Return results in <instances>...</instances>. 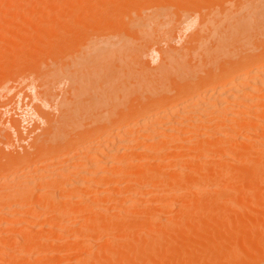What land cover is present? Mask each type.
<instances>
[{
  "label": "rangeland",
  "instance_id": "1",
  "mask_svg": "<svg viewBox=\"0 0 264 264\" xmlns=\"http://www.w3.org/2000/svg\"><path fill=\"white\" fill-rule=\"evenodd\" d=\"M108 1H110V2H108ZM118 1L119 0H62V1L61 0H39V1H37V0H0V11H1L0 12V168H1L0 169V186H2V187H0V188H2V191L0 189L1 192H3L4 188H6L5 191H9L8 188L11 189V187L14 186V184H17L18 182L20 183L19 180H22V182H23V181H26L27 179L30 180L31 177H32L31 179L35 178V176L37 177L44 170V169H41L40 166L42 167V165H44L46 163L52 164V166L49 168L50 170L48 169L51 173H52V171L57 172V170L59 172V170L61 168L63 169V170H60V171H62V173H63V171H65L64 173H66V172L69 173L70 170L73 168L72 167L70 169L72 163L75 161L74 159L76 158V161H79L78 157H76L75 154H77L79 151L78 146H80L81 144H83L85 142V139L87 138L86 135L89 134V133H87L88 131H90V130L95 131V129H96V131L102 130L100 128H105V126L107 124H109L112 116H113V118L114 117L115 118L122 117L125 113H126L125 115H127V112L129 110L132 111L131 113H133V110H136L137 107L141 106V104L139 102H142L143 100H145L144 98H146L147 96L148 97L146 98V100L143 101L142 103L146 102L149 98H150L149 101H151L152 97H154V98L160 97L161 98L162 95L163 96L166 95L164 97H167V98L168 97L171 98L172 95L184 98L188 94H192V93L196 92L197 90H199L201 87L198 84V81L202 80V78H204V76L207 75L208 71L213 72V70H214L215 72H217V71L219 72V70H222L226 66L228 60L230 59V57L228 56V49H225V50L219 49L217 44H216V40L215 41L211 40V36H208L210 33L208 31H207L208 34H207V32H202L200 30L201 27H203V26L205 27L207 24L212 26L213 21H214L213 20L214 16L221 15V12L224 11L223 7L227 6L226 8H230V10H235L236 7L240 3H242L246 0H216V1L215 0H209V1H207V0H197V1L194 0L196 2H194L193 0H189L192 4L187 2L188 0H186V1L178 0L180 2L179 4L177 3L178 1H176V0H167L168 1V2L166 1L167 3L164 1L161 3L164 7L160 8L161 11L157 14L155 12L151 11L149 8H146L147 10L142 9V11H141V9H138V11L136 10L137 11V13H136L135 9H133V7H132L131 9L133 10L134 14H133L131 9H130V12H127V11H129V9H127L126 13L124 12L122 14H119L121 16L119 18H121V19L123 18L122 21H124L126 23L129 20V18H131V16H132V22H135V21H133V19H135L133 17H135L136 15H137L136 16L137 20L135 19L136 21H138L139 19L142 18L144 20L147 19L148 22L153 20V16H156L158 19V23L156 22L157 24L149 26L150 38H152L151 41L148 42L149 45L147 43L144 44L141 40L135 41L133 46L135 48H137V50L135 49L134 52L138 51V53L140 55V57H138L139 60L137 61V59H136L134 62H132L130 64L131 66L130 65L124 66V63L121 60L120 64H123L121 67H117L118 65L115 62V58L117 55H115V53L112 52V49L114 48L112 44L114 42L118 41V38H114V34L115 33L116 34L121 33V32L124 33V31H122V30H123V28H126V27L122 28L123 22H122V24H120L121 22L117 23L120 25V26L118 25L119 28H117L116 25H113V27H112V25L109 24V22H108L109 21L108 20V17H109L108 16L109 15L108 10L112 5H114V4H112L113 2L115 4H117ZM172 1L174 2V5L177 3L180 6V8H178V6H176L177 4L175 6H173ZM227 1H228V3H226ZM260 1L261 0H254V7L256 5H258V3H260ZM93 2H94V4H93ZM119 2H121V1H119ZM169 2H170V4H169ZM165 3H166V5H165ZM181 3H184L183 6L185 7V9H184V7L181 8V6H182V5H180ZM103 4H105L104 7L107 8L108 10H105V8H102ZM109 4H111V5H109ZM132 4H134V2H132ZM90 5H91V7H90ZM186 5H188V7ZM108 6H110V7L108 8ZM40 8H41V10H40ZM180 9H181V11H180ZM109 11H112V10H109ZM113 12H115V10ZM98 13H100V14H98ZM131 13H132V15H130ZM123 14H127V16L125 15L126 18L129 17V15H130L128 20L125 18V16H122ZM139 14H141V15H139ZM257 14H258V20L254 19V56L260 55L262 53V50L264 49V48L262 49V47H264V15L262 14V11H259ZM139 16H141V18ZM124 18L127 21H125ZM49 20H51V21H49ZM106 21H107V23H106ZM130 21H131V19L128 22H130ZM132 22H130L131 25L133 24ZM51 24L53 25L52 27H51ZM125 25L127 26V24H125ZM114 28H117L118 32ZM127 28H128V26H127ZM127 28H126V30L128 31L129 28L128 29ZM126 30H125V32L127 33ZM128 32H130V29ZM130 33H133L132 30ZM171 33H173V34H171ZM211 41L215 42V44L214 43L211 44ZM200 44H202V46ZM145 45H147L149 47H143ZM199 45L201 46V48ZM140 46L144 49L143 51L140 50V48H141ZM159 48H162L161 49L162 51H160ZM163 51H164V53H170L169 51H171V52L173 51L175 53L174 56L172 55V53H170V55L174 57V59L172 57L173 60L170 62V65L176 64L179 62H181L185 65V66H183L184 72L185 71H188V72L186 74L182 75V79L181 78L179 79V77H177L173 74H170L168 72V70L165 69L167 67H164L165 70L163 69V67L161 66V65L165 66V64L163 63L165 61H161V59L164 60V58L162 57ZM178 51H180V52H178ZM17 52H19L20 54H18ZM160 52L162 54H160ZM3 53H4V55H3ZM5 53H6V55H5ZM177 54H180V55H178L179 57L176 56ZM21 55H22V58H21ZM139 55L137 54L136 56H139ZM16 56H18V57H16ZM19 60H20V62H19ZM144 60L146 61V63H149L148 66H150V68H151L150 70H152V71L149 70L150 72H148L147 69H149V67L146 65L145 62H143ZM22 61H23V63H22ZM144 63H145V65H144ZM140 64H143V65H140ZM160 66H161V68H159ZM141 67L143 68V70H144V68H147L144 70V73H145V71H147L148 73L147 74L145 73L146 76H143V77H145L146 82L149 83V85H147L148 87H146V84H148V83H146L145 81H144L145 85L142 84V86H141V84H139V83H138L139 84L138 85L137 80H139V79L137 76H136L137 79L135 80L134 72L139 71V72H136V75L139 76L140 70H142ZM157 72H159V73H157ZM132 73L134 74V77L130 76V75H132ZM112 80H114V84H115L116 88L115 87L112 88V85H111ZM132 80L135 82H134V86L132 85V88H131L130 85H131ZM136 84L139 86V90H136V89H138L137 88L138 86H136ZM184 84H186V86H184ZM81 85H83L84 87L82 88ZM182 85L184 86V88L181 89V87H183ZM135 86H136V88H135ZM140 86L143 87V89L145 88L146 91L142 90V88ZM149 87L153 88L152 89L153 91L151 90L150 92H148L150 89ZM179 87H180V89H179ZM147 88H148V90H147ZM84 89H85V91H84ZM113 89H114V92L113 91L110 92V90H113ZM154 91H156V93ZM152 92H154V93H152ZM22 94L25 96L24 98L29 99V104L26 105V109L23 110V106L20 108V110L22 109V114L24 113L25 110H27V107L30 106L42 118V120H39L38 122H36V125L34 127L35 129L29 133L28 138H30V139L28 142H25L27 140V138H26L27 133H25L21 130L20 118L11 114V113H6V111H5V108H7L9 105L12 104L15 97L17 95H19V98H20ZM154 94H157L158 97H157V95L152 96ZM149 101H147V102H149ZM19 103H21V102H19ZM134 104L136 105V108H135ZM131 106L133 107V109H131ZM130 111L128 114H130ZM52 117H53V119H52ZM134 124H137V123H134ZM52 127H54V128L56 127V129L53 130ZM253 129L254 128L246 130L244 132V134H245L244 137L243 136L240 137L241 138L240 141H242L246 145H247V143L248 144L250 143L249 144L250 147L252 146L251 143L256 142V140H253V139H256V137L252 136V137H254V138H252L251 136L248 135L250 138V139L247 138L249 140L248 141L246 139V135L248 133H250V135H252L251 133H253ZM117 130H120V129L118 128ZM249 130L252 132L247 133V131H249ZM189 132L187 131V133H189ZM203 132H205V130H203L202 128L200 130L198 129V130L194 131L196 136L201 135ZM187 133H185V136H190L193 134V132L192 133L190 132L191 134L190 133L187 134ZM196 136L194 138H197ZM205 136L203 138H205ZM108 137H109L108 134L105 133L100 138H98L97 142L98 141L101 142L105 139H108ZM217 137L218 136H216V138ZM213 138H211V139H213ZM211 139L209 141H212ZM195 140H193L192 142H197ZM215 140L217 141L218 139H215ZM192 142H191V144H192ZM214 142H212V144ZM64 143H65V145H64ZM188 143H189V145L186 144L187 145L186 149H187V147H189L191 150H195V149L198 150L197 148H195L198 146V144L196 146V143H194L193 147H192L190 145V141ZM61 144H62V146L64 145L65 148H61V150H60L59 146ZM74 144H76V145H74ZM259 144L260 143L258 142L257 144H254V145H259ZM68 145H69V147H68ZM213 145H215V144H213ZM190 146L192 148H195V149H192ZM208 146H210V145H208ZM245 147L247 148V146H245ZM37 150H38L37 155L41 156L40 153H42V157H39L37 155H36L37 156L36 157V156L32 155L28 159L30 162L27 161V158H25V156L27 157L30 154H34L37 152ZM139 150L140 149H138L137 152ZM191 150H190V152H187V154L190 153L192 155V152H194V151H191ZM58 151H60V152H58ZM147 151H149V150H145V154L143 151L142 154L145 156L150 154L149 156H151V154L154 153V151L152 152L151 150H150L151 153H148ZM188 151H189V149H188ZM140 152H141V150H140ZM47 153L49 155L51 153V155L50 156L46 155ZM231 153L232 152L228 153L229 155H226L223 158V161L225 159H227V161H224L223 165H224V167H225V165H227V167L229 168L228 169L226 167L229 170L228 174L231 171L233 172L234 169H237L236 171H238V167H239L238 162L245 161V160H243V158L246 159L247 161L251 159V158L247 159L246 156H245L246 157L245 158L244 156L239 155V157L242 156V158L240 157L241 160L239 159L240 161H238V162L235 161V159H234V161L236 162L235 163L234 161L231 160V157H230V155L232 156ZM155 154H156V152H155ZM155 154L153 156H155ZM190 154H188L189 156L187 155V157L182 158L183 162H178V163H180L178 166V168L180 167V171L183 169L182 167H185L184 170L186 169V167H188V166H184V165H186V164L188 165L187 159L190 158ZM185 155H186V153H185ZM217 155L218 154H216V156ZM236 155L238 156V154H236ZM20 156H22L21 158H23L24 161L22 163L19 162L20 164H17V161L15 160V158L17 159V157L19 158ZM227 156L230 158H228ZM237 156H236V160L238 158ZM79 157H81V156H79ZM142 157L144 158V156H142ZM207 157H208V159L210 158L211 160L213 158L212 155L207 156ZM217 157H220V156H217ZM234 157H235V155L233 153V158ZM258 157H259V155H258ZM151 158H153V157L151 156ZM197 158H199V157H197ZM197 158H194V159H197ZM203 158L204 157L200 156V158L197 160V162L196 161H195L196 163L194 162L196 164V165L194 164V167L199 166V169L201 170V171L196 170L198 168L197 167L195 169V171H198V173H199V171H200V173L204 172L202 170L203 169L205 170L208 166H205L203 164L209 165L210 167H208V169L210 171L214 170V166L216 165V163H215V165H213V169H212L211 164H209V162L212 163V161L209 160V162L206 163V161L204 162ZM147 159H143V160H147ZM178 159H176V160L180 161V159L179 160ZM182 159H181V161H182ZM204 159L206 160L207 158H204ZM208 159H207V161H208ZM213 159H216V158H213ZM217 159H216L217 163L222 161L221 160L222 158L219 159L220 161ZM169 160L173 161V159L171 160V158ZM185 160L187 163L185 162ZM202 160L204 163L201 166L202 162H200V164H199L198 161H202ZM228 160H229V162L231 160V163H229L231 165L225 164V162L228 163ZM14 161H16V163ZM25 161H27V162H25ZM253 161H254V156H253L252 162ZM167 162H169V161L167 160ZM14 163H15V165H14ZM192 163H190V164H192ZM170 164L175 165L173 162L172 163L170 162ZM182 164H184V165L182 166ZM190 164H189L188 168H190V166H192ZM212 164H214V163H212ZM219 164H221V163H219ZM241 164H243V163L240 162V165ZM259 164H257L258 168L260 167ZM263 164L264 163L260 164V165H262L261 168H264ZM246 165H245L246 168L243 167L244 165H242V167L241 166L239 167V168H241V170H243L242 171L243 173L244 172L247 173V171L250 170L249 168L252 164L248 166V163H246ZM257 165H254V167ZM131 166H133V165H131ZM203 166L206 168H203ZM236 166H238V167L236 168ZM138 167H136L135 168L136 170L134 169L133 171L134 172L137 171V173H140V171L144 170L141 167L142 169L139 168L140 169V171H139V170H137ZM166 167H167V165L163 166L162 170H164ZM172 167H174V166H172ZM194 167L191 168V170L193 169L192 174L189 173V172H191V170L188 171V168L186 169L188 171L187 173L183 171V173H184V175H183V173L179 171V174L181 173L183 175L182 177H185V179L188 176L192 177L191 175H194V177L198 176L197 179L198 178L200 180L202 179L201 182L199 181L198 183L205 182V180H203V177L206 173H204V174L202 173L203 176H201L202 174L199 175L196 172L198 174V175H196V173L194 174ZM201 167H202V169H201ZM215 167H219V166L216 165ZM224 167L221 166V169ZM64 168L67 169V171ZM168 168H171V167L168 166L167 169H165V171L171 170ZM178 168H175V169H178ZM231 168L233 170H230ZM68 169H70V170L68 171ZM208 169H207V171L205 170V172L208 173L207 174L208 177L210 175L209 178H211L212 176H215L217 174L216 173L215 175L211 176V172H209ZM245 169H247V170H245ZM252 169H254V168H252ZM36 171H39V172H36ZM154 171L155 170L153 169V172ZM218 171L221 172L220 170L215 168V172H218ZM252 171L255 175L258 172V171L256 172V170H252ZM50 172H49V175H51ZM144 172L145 171H143V173ZM215 172L213 171L212 174H214ZM223 172H221V173H223ZM232 172H231V176H233L234 179L225 175V176L231 178V180H228V178H227L226 179L227 181L226 180L225 181L227 184H228V181L229 182L231 181L232 184L233 185L236 184L235 187L236 186L237 187L234 188V186L232 185L233 186V188H232V186H230L231 184L230 185L228 184L229 185L228 187H230L229 189L231 190V188H232V191H228L229 193L227 195L225 193H223V195L225 194V196L227 198L225 196L223 197V195H221V196L219 195V193H220L219 190L221 189V187L222 188H223V186L225 187V185H223V182L220 185L216 184L214 187L212 185L214 183L211 182V179L212 180H214V179L213 178L209 179L207 177V180H206L208 182L207 184L210 185L207 188H208V191L210 190V192L207 193L208 198H206V199L208 200L209 197L215 196L214 193H218V195L217 194L216 195L219 198L217 196L212 197L214 199L217 197L216 200H218V204L216 203L217 201H214L212 204H210L211 201H209V204H208V201H206L205 198H202V199L205 200V202H207L206 204L204 201L202 202V199H201V201H199L201 203H196V201L193 203L194 207L191 209V211H193V209H194L193 212L197 211L196 209L200 208V206L198 207L197 204L198 205L199 204L203 205V203L205 204L202 207L203 211H201L202 208L199 209V211L201 213L204 212V209H205L204 206L210 207V209L214 206H217L211 210H209L207 208L205 209L206 210L205 213L207 212V210H208V213L210 212V214H208L207 216L204 215L206 217H208L209 215L213 216L216 214L215 215L216 218L214 220L212 218L213 222L211 219L206 221L205 225L209 226V227H205L206 231L204 229L200 228L201 226L204 227V225L199 224L201 222H200V219L198 217L203 216V215L200 216L199 213L197 214V217H196L198 224L195 223L197 228L198 227L199 228L195 231L194 230L195 228L190 227L191 230H193V233L195 231V233L193 234L194 236L200 235V239H199V237H198V239L202 240V242H200L197 238H194V237H193L194 240L193 239H191V240L198 242L201 245H203L202 248L201 249H194L193 251H190L186 255L182 256V254L180 252V250H182V244H184L183 242H186L187 239L192 238V236L187 235L188 236L187 238L186 237L178 238L179 241L177 239L175 241L173 238H171L172 241L169 240V242L168 241L165 242V246L162 248L163 250L165 249V251H163V250L160 251V252H162L161 253L162 256H160L159 251H158L159 253L154 252L156 254V256L157 255L160 256L158 258V256L156 257L154 254V256L156 257V258H154L155 261L163 260L162 262L166 261L167 264H174L173 261L176 258L177 260L175 261V263L177 261H179L178 262L179 264H180V262L183 264V262L186 263V261H184V260H187V262H188V259H190V257H191L192 259H190V260L196 261L195 263L199 264L198 261H202L205 258L206 259L207 258L212 259V256L215 257V255H217V254H215V251H216V253H220L221 249L227 250L230 247V240L228 239V237L225 236V234H227V233H225L223 231L222 237H220V235H218L217 232H220L219 234H221V231H220L221 228L219 229L218 225L222 226V228H223L226 224L228 225L234 219H235L234 221L237 222L236 218H238V219L240 218V216H238V215L242 214V212H244L247 208L248 209L246 210V212H244L246 214V216L248 215L249 216L248 218H250V220H251L253 213H254V215L257 214V216L254 217V220H255L254 223H257L256 225L261 226L260 222L262 223V221L264 220L263 219L264 218V202L262 201L261 203H263V204H261L259 201L261 198L256 199V194L258 193L256 191L260 190L259 192L262 191V195L264 194L263 193L264 192V176H263L264 170H263V172H262V170H260V174H258L254 177L255 181H253L254 179L251 180L252 178L250 179L251 181H248L249 180L248 178L250 176L247 178V180H245L246 175H247L246 173H245V178H244V176L242 178L238 175L235 176V174H239V173L234 172V174H233ZM226 173H227V170H226ZM226 173H224V174H226ZM53 174H55V173H52V175ZM140 174H142V172ZM181 174H180V177H181ZM186 174L188 176H186ZM218 174H220V173H218ZM26 175H27V177H25ZM240 175H242V174L240 173ZM249 175H250V173H249ZM259 175H261L260 176L261 180L259 178ZM77 176L78 175H72V176L70 175V180H68L69 183H70V181L76 182V180H78V179L80 180L81 177H79V176L77 177ZM216 176H218V175H216ZM223 176L224 175H222V177ZM251 176H254V175H252V173H251ZM28 177H30V178H28ZM130 178L136 179V177H134V175H133V178L131 176L129 177V179ZM166 178L167 177H165V176L163 179L161 178L162 182H164L166 180ZM188 178L186 180L193 179V177L189 178V179ZM151 179L152 178L149 177L148 181L150 180V182H148V183H150L151 186H153V185L154 186L153 187L149 186L148 188H153L154 194L151 195L152 194L151 193L150 195H148L149 197H147V196L143 197L144 199H146V198L148 199L146 201H143L144 199H142V198L137 200L138 203H140L141 201H142V203L144 202L143 204H137V205L134 204L135 205L134 207H129V206L133 205L131 203L137 202V201H133L132 200L133 198H132L131 199L132 202L131 203L129 202L128 206H127V204H125V207H129L131 209L126 208L127 209L126 210L125 208L123 209L124 205L121 206L120 202H118V201L115 202V200H112L113 197L108 198L109 200H112L113 202L112 201L109 202L107 199V202H106V203H108V204H106L108 206L107 208H109V209L115 208L116 211L118 209L119 210L121 209L120 211L119 210L117 211L118 213L119 212L120 213L118 215L116 214L115 218L112 216L114 218V220L115 219L119 220L122 217L121 221L123 220L125 222L122 223L123 222L122 221L121 222L122 224L120 222H119V224L123 225V224H126L125 219L127 218L126 215L128 216V213L137 212V213H139V216H141L143 214L144 210H146V212L148 210L152 211L153 213L155 212V214L159 212L157 215L159 216L160 219L158 218V220H161L164 217L165 218L163 220L164 221L166 220V218L169 216V210H173V208L171 209V206L173 207L175 203L177 204V201L179 199L176 200V198L172 195L173 192L170 193L171 190H169L165 193L163 192V194H162V192H159V190L161 191L162 188H164V187L158 186L159 190H157L156 186H157V184L158 185L162 184V182L158 181L157 184H155V183L153 184L152 182H156V181L151 180ZM197 179H195L194 182H197ZM238 179H240V180H238ZM241 179H243V180H241ZM3 180H4V182H3ZM15 180H16V182H15ZM62 180H63V178L59 181H62ZM220 180H222L221 177L218 180V183ZM131 181H133V180H131ZM245 181L249 182V184L248 185L245 184L246 183ZM257 181L260 182L259 184L257 183V185H259L260 189L257 188L258 190H255L256 187L254 189V186H256L255 182H257ZM194 182H192V183H194ZM69 183L67 182V184H69ZM126 183L127 182H125V184ZM128 183L126 184V187H127ZM132 183H134V182H131V184H130L131 186H132ZM148 183L146 186H148ZM192 183H191V185H192ZM198 183H196V184H198ZM215 183H217V182H215ZM226 183H224V184H226ZM57 184H60V183L58 182ZM125 184H122L121 186H115L117 189L115 188V189L111 190L112 191L111 193H114L116 190H119V188H120V190L123 189V187H125ZM174 184H175V186L176 185L179 186L176 183H174ZM191 185H188V188H190L189 186H191ZM199 185H201V184H198L196 186H199ZM204 185H203V187L205 188ZM221 185H223V186H221ZM241 185H243V187H244V188L242 187L243 190L241 188ZM34 186H37V184ZM86 186H88V185L82 186L84 188L83 189L84 193H82V194H85V195H86V192L87 193L90 192L89 191L90 188H87ZM193 186L194 185H192V187ZM126 187L124 189H126ZM137 187L138 186H136V188ZM172 187L173 186H171V188ZM211 187L218 189V191L216 192V190L213 188L215 190V192H213V194H212L213 189ZM216 187H218V188H216ZM247 187L249 190L247 189ZM37 188L35 187L37 192L33 191V192H35L34 195L37 194L36 197L41 196V195H39V193L41 191L42 192H46L48 190L51 191V193L49 191L47 192L48 198L52 197L53 192H54L53 195H58L57 193L59 192V190H57L58 188L55 189V188L50 187L51 188L50 189L49 185H47V184L46 185L42 184L40 189H39V185H38ZM44 188H46V189H44ZM138 188H140V187H138ZM171 188H169V189H171ZM176 188L173 187L172 188L173 191H175ZM204 188H202V190H201V188L199 189V187H198V189L201 192H203L204 190L207 191ZM131 189H133V188L129 189V187H128L127 190L128 191L130 190V192H131ZM179 189H181V187H179ZM183 189H184V187H183ZM183 189L181 190L180 193H183L181 195H183L185 199L187 196H189V194L192 196L193 193H195L196 190H198L196 188V190L194 192L193 190L195 188L193 187V190H192V188H190L193 191V193H192V191L190 189H187V188H185L184 190ZM229 189L227 188V190H229ZM234 189H236V190H234ZM127 190L123 191L125 193V195H127V193H128ZM137 190H139V189H137ZM141 190L143 191L142 188L140 189V191ZM186 190H189L188 192H190V193H187ZM233 190H234V192H233ZM245 190H248V192L247 191L245 192ZM252 190H253V193H250V191L252 192ZM133 191H135V190L133 189ZM140 191H135L134 193L132 192V194L129 192L128 194H131L134 197L136 195H139L136 192H140ZM179 191L177 193H179ZM220 191H223V190H220ZM237 191H238V194H237ZM135 193H136V195H134ZM180 193L178 194L179 196H180ZM248 194L252 197H250ZM194 195H196V194H194ZM202 195H204V197L206 196L205 193H202ZM202 195H201V197H203ZM209 195H211V196H209ZM87 196H91V195L87 194ZM179 196H178V198H182ZM191 196H189L190 199L197 197V195L194 197H191ZM199 196H200V194H199ZM254 196H255V198H254ZM41 197H44V195H42ZM221 197L224 199H222ZM262 197H264V196H262ZM106 198H107V196H106ZM184 198L179 200L180 203L182 202L181 200L184 201L182 203H186V202L189 203L188 198L186 199L187 201ZM250 198L251 199L253 198V200H255L254 202L257 201L258 204L260 203L259 205L256 204L257 205L256 207H259L261 209V211L259 208L255 207L256 209H258V211L256 210L257 213L255 212V208L253 207L255 205L251 204L252 207L250 206V203H252L253 200L250 203L248 201V199H250ZM40 199H43V198H40ZM174 199L176 200L175 202H174ZM198 199H200V197H198ZM219 199H221V203H219ZM165 200H167V201H165ZM261 200H263V198ZM190 201H192V200H190ZM243 201L248 202L249 207L246 206V204ZM86 202L89 203L88 200L82 201V204H81V205H83L82 207H84V204H86ZM241 203L245 204V207L243 204L241 205ZM119 204H120V206H119L120 208L118 207ZM213 204H215V205H213ZM238 204L242 207H238L239 206ZM86 205H88V204H86ZM195 205L197 206L196 208H195ZM57 206L59 207V205L53 204V205H50V207L46 210L38 208L39 210L34 209V210H31V212H28V214H27L28 216H29V214H31V215L34 214L35 219L38 216L39 217L36 219V221H35V219H32L31 220L32 222H30L28 224L29 227H27L25 229L27 231L22 230L23 232H21V234H23V235H20L22 237L26 236V235L31 236L32 233H35L33 235L36 236V233H37V236H38V233H41L42 235L40 234L39 237L42 236V240H41V238H40V240L45 242L44 245L49 246L47 244L50 243L49 247H51V248H50L49 252L44 253L42 251V254H44V255L41 254V256H43V257H39L37 259L31 258L30 259L31 262L28 261L29 259H27V258L29 256L27 255L28 257L27 256L24 257L27 260L26 259L25 260H19L18 259L19 261L17 260V263L11 262V264L12 263L13 264H75V263L77 264V261L80 264V262L86 256L85 252L88 251V249L92 250L88 247L90 245L85 246L84 241L82 242V240H84V238L86 237L87 233H89L91 231V230H89V227H91V225H92L91 221L87 223V224L91 223L90 225L86 226L87 225L86 224L82 228L85 233L83 232V234H82V232L81 233L79 232L80 234H77V233L74 234L75 236L77 235V237L72 238V240H74V241L71 243V245H70V243H64L63 244V242L59 239V238L63 237L62 235H60L61 233L65 234L64 232H66V231H64L65 229H63V228H65L66 222H70L71 218L70 217H64L63 220L62 219L60 220V218L58 219L57 215H55L58 212ZM250 207L252 209H250ZM132 208H134V209H132ZM253 208H254V211H252ZM122 209L125 211L122 212L123 211ZM153 209L155 211H153ZM241 209H242V211H239ZM114 210L112 209L113 213H111V214H114V212L116 213V211H114ZM156 210H158V211L156 212ZM50 211H52V212H50ZM247 211L249 213L252 212V215L248 214ZM146 212H144V214ZM160 212H161V214H160ZM177 212H178V210L175 212V214H177ZM137 213H136V215H137ZM147 213H149V212H147ZM153 213L150 212V214H152V215H150V214L146 215L145 214L146 217H144V218H145V220L147 219L146 220L147 223H146V221L144 223L143 219H142V221H140L141 220L140 218L142 216L139 217L138 215L137 216L140 219V220H138V222H137L138 217L136 218V220L135 219H131V220L129 219L130 222H132L133 226H131V228L128 231H126L127 235L130 232H132V233L134 232L133 233L134 237L136 235L135 241L138 240L139 234H137V233H141V235L145 237L146 234L143 235L141 231H143V230L147 231L148 230V228L144 225L150 224L148 221V218H150V216H156L155 214L153 215ZM244 213L241 216L245 215ZM133 215L135 216V214H133ZM228 215H232L231 220H232V218H234V219L232 221L228 220V217H227ZM258 215H260V216H258ZM6 216L8 217V215H6ZM19 216L22 217V215H19ZM54 216H56V217H54ZM79 216H81V215H79ZM79 216L75 215L74 217L73 216H71V217H72V220L73 219L77 220L78 219L77 217H79ZM130 216H128V218H130ZM195 216H196V212H195L194 217ZM235 216H237V217L235 218ZM246 216H244V217H246ZM23 217H25V215H23ZM110 217L106 218V219H110ZM123 217H125V219H123ZM222 217L226 221L222 220ZM10 218H5L6 222H4V224L10 225V227H12V228H10V229L9 228H6V229L1 228L4 232H1L3 234H1V237H0V238H2V236H4V238L9 237V240H8V238L6 239V241L8 240L7 242L5 240L3 241L2 240L3 238L0 239L2 241V242L0 241V249H1V247H6V246L9 247V248L8 247L5 248V251H4V252L7 251L6 252L7 254H10L12 251H14V253H16L18 250L15 252L14 249L19 248L21 245L24 246V243L23 242L21 243L22 238L21 237L17 238V239H20L19 242L21 243V245H19L20 243L18 242V240L15 239L16 237L13 235V233H16L17 231H18V233H16L15 235L17 236V234H19V232L21 231V225H23V224H15V223L9 224V222H7V220L14 221L15 217H13V219H12V217L10 216ZM65 218L68 219L69 221L66 220ZM154 218L155 217H153V219ZM209 218H207V219H209ZM217 218L218 219L220 218V219L218 220ZM248 218L246 217V219H248ZM255 218L256 219L259 218V219L256 220ZM55 219H56V221H55ZM81 219L82 218L79 217L78 221H80ZM111 220H112V218H111ZM134 220L138 224H135ZM163 220H161V222ZM62 221L65 222L64 227L62 226L63 225ZM153 221H155V219ZM153 221H151V222H153ZM238 221L241 222V221H243V219H240ZM244 221H245V219H244ZM248 221H249V219H248ZM33 222H37L36 223L37 226L34 225L35 223H33ZM115 222L117 225H119L117 223V221H115ZM130 222H129V224H131ZM178 222H179V219H178ZM105 223H107V221L106 220L104 221V217H103V220L101 218V220L96 225L101 226V224H102V227H103V224H105ZM212 223H215L216 225H214V224L212 225ZM248 223L249 222H247V223L245 222V224H244V222L242 223L245 227L240 226V224L238 222H237V225H234V224H236V223H234L233 226L234 227L237 226L238 229L243 231L242 228H247L246 226L250 224V223L249 224ZM93 224H95V223L93 222ZM14 225H16L15 228H14ZM79 225H81L80 222H79ZM199 225H201V226H199ZM93 226H95V225H93ZM214 226H216V227L218 226V229ZM260 226H258V227L261 230ZM263 226H264V221L262 224V228L264 230ZM212 227H214L213 229L215 231H211V230H213ZM16 228H19V229H16ZM145 228H146V230H145ZM1 229H0V231H2ZM226 229H227V227H226ZM248 229H247V231H249L248 233H250L252 230L250 231V228H248ZM257 229L254 227V231ZM6 230H8V231H6ZM160 230H162V228ZM191 230L188 229L187 234L188 233L191 234L190 233ZM201 230H204L205 232H203ZM216 230H217V232H216ZM197 231H199V232H197ZM244 231H246V229H244ZM244 231L242 233H245V235H246L247 231L246 232H244ZM24 232L26 235H24ZM27 232H30V233L32 232V233L27 234ZM211 232H213V233L215 232V234H217L218 236H216V235L214 236V234L212 235ZM104 233H105V231H104ZM110 233L117 234L114 231L113 232L111 231ZM143 233H145V232H143ZM47 234H49V235H47ZM89 234H91V233H89ZM89 234L87 235V238H85L86 240L89 238ZM102 234H103V232H101V234H100L101 237L96 238L102 244L100 245L99 242L97 240H95L96 242L94 241L95 243H93V245L96 246V243H98L97 245L99 247L102 246V248H103L101 250V252L102 251L105 252L104 248L106 249V245H109V243L107 242L109 236L106 235L107 237H105L106 238L105 239V238H102L104 236V234L103 235ZM207 234H209V236H207ZM7 235H9V236H7ZM130 236H127V238ZM184 236H186V234ZM54 237H55V239H57V237H59L57 240H59L58 242L61 241L62 243L58 244L57 242H55ZM206 237H209V238H206ZM98 238H100V239H98ZM150 238L151 237L149 236V239ZM101 239H102V242H101ZM103 239H105L107 241H105ZM143 239L144 238L141 237V239H139V240H143ZM180 239H181V241H180ZM195 239H197V240H195ZM128 240H130V238H128ZM128 240L125 241V243H126V245L129 244V246H131L130 243L133 244V242H134L133 237L130 241H128ZM145 240L146 239H144V241ZM191 240H189V241H191ZM144 241H143V243H144ZM73 243H74V245H73ZM141 243L142 242H140L139 244H136V245L137 246L139 245V247H143V246H140ZM85 244H88V243H85ZM89 244H91V243H89ZM110 244L112 245L111 242H110ZM225 244H228L229 247L227 248V245H225ZM11 246H12V248H11ZM83 246L86 248L84 249ZM98 246H96V247H98ZM133 246H135V245H133ZM11 249H13V250H11ZM45 249L47 250L49 248L46 247L43 250H45ZM82 249H83V251H82ZM94 250H95V248H94ZM96 251H97V254L100 252L99 250H96ZM1 252H2V254H1ZM4 252L0 251V255H1L0 257L2 258V259H0V264H3V262L6 261V258H9V257H6L7 254ZM101 252L98 255H102L103 253L101 254ZM209 253H210V255H208ZM3 254L5 257V261H1L4 259V257H2ZM24 254H21V255H24ZM222 254H224V253L219 254L221 261L224 259L223 257L225 256L224 255L223 257H221ZM12 255H13V253H12ZM178 255H179V258H177ZM202 256H204V257H202ZM182 257H184V258H182ZM196 257H198L199 260L198 259L196 260ZM201 258H202V260H201ZM144 259H146V257ZM8 261H6V262H8ZM23 261H26V262L23 263ZM155 261H150V263L151 262L155 263ZM169 261H170V263H169ZM193 261H191V262H193ZM8 263L10 264V262H8Z\"/></svg>",
  "mask_w": 264,
  "mask_h": 264
},
{
  "label": "bare ground",
  "instance_id": "2",
  "mask_svg": "<svg viewBox=\"0 0 264 264\" xmlns=\"http://www.w3.org/2000/svg\"><path fill=\"white\" fill-rule=\"evenodd\" d=\"M37 1H39V0H37ZM119 1H121V2H119ZM119 1L117 2V4H115L113 2L112 4H114V5H112L111 7L108 6V8L110 7L109 10H112V11H109L107 8H105L104 7L105 4L102 5L103 6L102 8H105V10H108V12H109V15H108L109 21L108 20L107 21L109 22V24L112 25V27H113V25H116L117 28H119L118 27L119 24H117V23L121 22L120 24H122V22H123L122 28L123 27L127 28V26H128V28L130 29V32H131V30L133 32V33H130V32H128L129 31L128 28H127L128 31L126 30V28H123L122 31H124V33L123 32L117 33L118 35L116 33L114 34V38H118V41L114 42L112 44L114 47L112 49V52L115 53V55H117L115 58V62L118 65L117 67H121L123 65V64H120L121 60L123 61L124 66L130 65L136 59H137V61L139 60L138 57H140V55H139L138 51L134 52L135 49L137 50V48H135L133 46L135 41L141 40L144 44H146V43L148 44V42L151 41V39H152V38H150L149 26L150 25L152 26V25H155L158 23V19L156 16H153V20H151L149 22L147 21V19L144 20L141 18V16H139L141 19H139L138 20L139 22H138V21H136L137 20V18H136L137 15H136L135 17H133L136 19V20L133 19V21H135V22H132V16H131V18H129L130 15H132V13L127 18H126V16L128 13L123 14L122 16L126 15L125 18L127 20H128V18H129V20L131 19L130 22L133 23L131 25V23L128 22L129 20L127 21V20H125V18H124V20L127 21V23L122 21L123 18L122 19L119 18V17H121L119 14H122L124 12L126 13L127 9H129V11H127V12H130V9L132 7H133V9H135V11L136 10L138 11V9H141V11H142V9L147 10L146 8H149L151 11H153L157 14L161 11L160 8L164 7L161 3L163 1L166 2L167 0H119ZM176 1H178V0H176ZM180 1H183V0H180ZM184 1H186V0H184ZM196 1H194V2H196ZM207 1H209V0H207ZM108 2H110V1H108ZM132 2H134V4H132ZM187 2L192 4L189 0ZM166 3H165V5H166ZM177 3L179 4L180 2L178 1ZM226 3H228V1ZM93 4H94V2H93ZM169 4H170V2H169ZM178 4L176 6H178V8H180V6ZM183 4L184 3L180 4V5H182L181 8L184 7ZM109 5H111V4H109ZM172 5L175 6L174 2ZM186 6L188 7V5H186ZM90 7H91V5H90ZM226 7H223L224 11L221 12V15L214 16V18H213L214 21H213L212 26L207 24L205 27L204 26L201 27L200 30L202 32L208 31L210 33L208 36H211V40H214V41L216 40V44H217L219 49H221V50L228 49V56L230 57V59L228 60L226 66L222 70H219V72L218 71L215 72L214 70H213V72L208 71L209 73L207 72V75H205L204 78H202V80L198 81V84L201 87L199 90H197L196 92H194L192 94H188L184 98L179 97V96H174V95H172L171 98L170 97L167 98V97H164L166 95H164V96L162 95L161 98L160 97L159 98L152 97L151 101H149L150 100V98H149L147 100L149 102L146 101V102L142 103L143 101L146 100V98L148 97L147 96L146 98H144L145 100H143L142 102H139L141 104L140 107L136 108V105L134 104L136 110H133V113H131L132 111L129 110L130 114H128L129 113V111H128L127 115H125L126 113L124 115L122 114L123 115L122 117H119V118L114 117L113 118V116H112L109 124H107L105 126V128H100L102 130L96 131V129H95V131H92V130L88 131L87 133H89V134L86 135L87 138L85 139V142L81 145L79 144L80 145V146H78L79 151L77 154H75L76 157H78L79 161H76V158L74 159L75 161L72 163L73 166L71 165L70 169L72 167L73 168L71 170L68 169V171L70 170L69 173H67V172L64 173L65 171H63V173H62V171H60V170H63V169L61 168L59 170V172H58V170H57V172L52 171V173H55L52 175V173L49 171L50 170L49 168L52 166V164L46 163V164L42 165V167L40 166V168L44 169V170L37 177L35 176V178H33V179H31L32 177L31 178L28 177V178H30V180L27 179L26 181H23V182H22V180H19L20 183L18 182L17 184H14V186L11 185L12 186L11 189L8 188L9 191H5L6 188L3 187L4 190H3V192H1L2 188H0L1 189V191H0V229L1 228H5V229L6 228H9V229L12 228V227H10V225L4 224V222H6L5 218H10V216L12 217V219H13V217H15V218H14V221L7 220V222H9V224L10 223L23 224V225H21V231L19 232V234H17L18 237L15 235L16 233H18V231L16 233H13V235L16 237V238L15 237L14 238L16 240H18V242L20 241V239H17V238L21 237L22 238L21 243L23 242L24 246L21 245V243L19 242L20 243L19 245H21V246L17 249H14L15 252L17 250L18 251L16 253H14V251H12L10 254H7L6 253L7 251L4 252L5 248H7L8 246L1 247V249H0V251H3L4 253L7 254V255L5 254L6 257H9V258H6V261L9 260L8 262H10V264H11V262L17 263L18 259L19 260H25L26 258H24V257H26L27 255L30 257L29 258L27 256L28 257L27 259H29L28 261H30L31 258L37 259L39 257H43V256H41L42 251L44 253L49 252V250L51 248V247H49L50 243L47 244L49 246L44 245L45 242L41 241L42 236L39 237V235L41 233H38V236H37V233L35 236V235H33L35 233H32V232L31 233L33 236L32 235L31 236L26 235L25 232H24V235H26V236L22 237L20 235H23V234H21V232H23L27 227H29L28 224L30 222H32L31 220L35 219L34 214H32V215L29 214V216H28L27 215L28 212H31V210L38 209V208L46 210L50 207V205H53V204L59 205V207L57 206L58 208L56 207L58 209V212L55 214V215H57L58 219L60 218V220L61 219L63 220L64 217H70L71 218L70 222L65 223L64 221H62L63 227H64V223H65V228H63V229H65L64 231H66V232H64L65 234H62V233L60 234L63 237H61V238L57 237V239L59 238L63 242V244L64 243H70V245H71V243L74 241V240H72V238L77 237V235L75 236L74 234H76V233L80 234L81 232L83 234L84 231L82 228L88 222H90V221L92 222L91 227H89V230H91L92 232L91 231L89 232L91 234L87 233V235L89 234V238L86 240L85 239V238H87V235H86L84 240H82V242L84 241V245L85 246L90 245L88 247L92 250L88 249V251L85 252L86 256L80 262V264H155V263L156 264H167L166 261H164L165 263L162 262L163 260H161V259H160L161 261H158V260L155 261L154 258H156L157 256H158V258L160 256H162L161 255L162 252H160V251L163 250L162 248L165 246V242H167V241L169 242V240H171V238H173L175 241H176V239L179 241L178 238H184V237L187 238L188 237L187 235H191L192 238L187 239V241L184 239L186 242H183L184 244H182V250H180L182 256L186 255L190 251H193L194 249H201L202 248L203 245H201L198 242L191 240V239H193V237L197 238V239L199 237V239H200V235L199 236L193 235L195 233V231L199 228V227L197 228V226L195 225V223H197V219H196L197 214L199 213L200 216L203 215L202 217H198V218L200 219V222H201L199 224L204 225V227L201 225H199V226H201L200 228L205 230V227H209V226L205 225L206 221L210 220V219L212 220V218L214 220L216 218L215 217L216 214L213 215L214 217L212 215H209L208 217H206L208 214H210V212L208 213V210H207V212H206L207 214H206L205 209L207 208V209L211 210L217 206H214V207L211 206L212 207L211 209H210V207L204 206L205 209H204V212H202V213L199 211V209L202 208L203 205H205L207 203V202H205V200L208 201V204H209V201H211L210 204H212L214 201H217L216 203L218 204V200H216L218 197L217 196L218 193H214V195L217 196L215 199L212 198L215 196L209 197L208 200L206 199V198H208L207 193L210 192V190L208 191L207 187H209L210 185L207 184L208 182L206 180L208 177L207 176L208 173L205 172V170L207 171L208 167H210V166L207 164H203V163L205 161L207 163V162H209V160H211L210 158L208 159L207 156L212 155L213 158H216V159L218 158L217 160L222 158L221 160L223 161V158L226 155H229L228 153L232 152L231 153L232 156L230 155L232 161H234V159H235V161L238 162L241 160L240 157L242 158V156H244V157L246 156L247 159L251 158L248 161L243 158V160H245V161H240L243 163L241 165H240V162H238L239 167L240 166L242 167V165H244L243 167H245V168L247 166L246 163H248V166L252 164L249 168L250 172L247 171V173L246 172L243 173L242 172L243 170H241V168H239L238 166H236V168L238 167V171H236L237 169H234L233 172L231 171L233 174H234V172L239 173V174H235V176L238 175L242 178H243V176L245 178V173H246L247 175H246L245 180H247V178L250 176L248 178L249 179L248 181H251L253 179H254L253 181H255L254 177L256 175L260 174V170H262V172L264 170V168H261L262 165H260V164L264 163V49H263L264 47H262L263 50H262V53L260 55L254 56V19L258 20V14L257 13L259 11H262V14L264 15V0H261L260 3H258V5H256L255 7H254V0H246L242 3H240L236 7L235 10H230V8H226ZM184 9H185V7H184ZM40 10H41V8H40ZM114 10H115V12H113ZM137 11H136V13H137ZM180 11H181V9H180ZM132 12H133V10H132ZM98 14H100V13H98ZM133 14H134V12H133ZM139 15H141V14H139ZM49 21H51V20H49ZM107 21H106V23H107ZM124 23L127 24V26ZM52 26L53 25L51 24V27ZM117 28H114V29H116V31L118 32ZM124 29L127 31V33L125 32ZM208 32H207V34H208ZM171 34H173V33H171ZM213 43L215 44V42L211 41V44H213ZM200 45L202 46V44H200ZM201 46H200V48H201ZM143 47H149V46L145 45ZM161 49L162 48H159L160 51H162ZM140 50L143 51L144 49L141 47ZM164 51L162 52L163 54L161 52H160V54H162V57L164 58V60L161 59V61H165V62H163L165 64V66H163V65H161V66L163 67V69H164V67H167L165 69H167L170 74H173V75L179 77V79L180 78L182 79V75H184L188 72V71L184 72L183 66H185V65L181 62L170 65V62L174 59L173 56L175 55V53L173 51L172 52L169 51L173 55V56H171L170 53H164ZM178 52H180V51H178ZM17 53L20 54L19 52H17ZM135 54L136 55L138 54L139 56H136ZM3 55H4V53H3ZM5 55H6V53H5ZM178 55H180V54H177L176 56H178ZM16 57H18V56H16ZM172 57H173V59H172ZM21 58H22V55H21ZM19 62H20V60H19ZM143 62L146 63L145 60ZM22 63H23V61H22ZM145 63H144V65H145ZM140 65H143V64H140ZM146 65L148 66L149 63H146ZM161 66L159 68H161ZM148 67H149V69L144 68V70L147 69L148 72L152 71V70H150L151 69L150 66H148ZM144 70H143V68H142V70H140L139 76L136 75V72H139V71L134 72L135 80L137 79L136 78V76H137L139 79V80H137V84L139 83V84H141V86H142V84L145 85L144 83L146 82V78L143 76H146V74L148 73L147 71H145V73H146L145 74ZM159 72H157V73H159ZM134 74L132 73V75H130V76L134 77ZM134 82L135 81L132 80L131 85H130L131 88H132V85L134 86ZM146 83H148V82H146ZM137 84H136V86L139 85V84L138 85ZM111 85H112V88L115 87L114 80L111 81ZM147 85H149V83L146 84V87H148ZM81 86H82V88L84 87L83 85H81ZM136 86H135V88H136ZM184 86H186V84H184ZM184 86L181 87V89L184 88ZM137 88L138 89H136V90H139V86ZM141 88H142V90L146 91L145 88L144 89H143V87H141ZM152 89L153 88H150L148 92H150ZM179 89H180V87H179ZM147 90H148V88H147ZM84 91H85V89H84ZM112 91L114 92V89L110 90V92H112ZM154 92L156 93V91H154ZM154 92H152V93H154ZM156 95L157 94H154L152 96H156ZM157 97H158V95H157ZM8 107H10V105ZM8 107L5 108V111H6V113H11V111L8 110ZM131 109H133L132 106H131ZM22 115H23V117H26V115H29L32 119L36 118L37 120H42V118L30 106L27 107L26 114L24 111V113ZM52 119H53V117H52ZM134 123H137V124H134ZM52 128H53V130L56 129V127L55 128L52 127ZM118 128L120 130H117ZM201 128L203 130H205V132H203L201 135L196 136L195 135L196 132L194 133V131H196L198 129L200 130ZM252 128H254L253 129L254 134L251 133L252 135H250V133H248V132H252V131H250V130L247 131L248 134L246 133L247 134L246 139L247 138L250 139L249 136H251V137L255 136L256 139H253V140H256V142L257 143L259 142L260 144L254 145V144H257L254 141L255 143H251L252 146L250 147V145H249L250 143L249 144L247 143V145L244 144L242 141H240V139H241L240 137L241 136L244 137V135H245L244 132L246 130L252 129ZM187 131L188 132L190 131L191 133L193 132L194 135L192 134L193 136L192 135L185 136V133H187ZM105 133L108 134V136H109L108 139H105L101 142H99V141L97 142L98 138H100ZM189 133H187V134H189ZM195 136L198 139L194 138ZM204 136H205V138H203ZM216 136H218V137L216 138ZM211 138H213L214 140ZM252 138H254V137H252ZM192 139L193 140L196 139L195 141H197V142H192L193 141ZM210 139L212 141H209ZM215 139H218V140L216 141ZM187 141L188 142L190 141V145L192 147H193L194 143H196V146L198 144V146L195 147L198 150H196L195 148H192L191 146L190 147L192 149H195V150H191L189 147H187V149H186V146L189 145V143ZM191 142H192V144H191ZM212 142H214L213 144H215V145H213ZM243 144L245 146H247V148ZM64 145H65V143H64ZM74 145H76V144H74ZM208 145H210V146H208ZM63 146H62V144L59 146L60 150H61V148H65V146L64 147ZM68 147H69V145H68ZM138 149H140L141 152H140V150L137 152ZM188 149H189V151H188ZM142 150L144 151V154H145V150H149V151H147L148 153H151L150 150L152 152L154 151V153L151 154V156L153 158H151V156H149L150 154L147 155L148 154L147 152H146L147 156L143 155ZM190 150L194 151V152H192V155L190 153H188V154H190V158H191V159L188 158L189 160L187 159L188 165L182 164V166L184 165V166L189 167V164L193 162L192 164H190V165H192V166H190V168L186 167V169L188 168V171L194 167V164L197 162V160L200 158V156L208 159V161H207V159L205 160L203 158L204 162H203V160L198 161L199 164H200V162H202L201 166H202V164L205 166H208L207 168L203 166V168H206L205 170L204 169L202 170V171H204V172H202L203 174L206 173L203 177V180H205V182H203V183H198L199 181L201 182L202 179L201 180L199 178L197 179L198 176H196L198 174L199 175L202 174V173H200L201 170L199 169V166L194 167V174L196 172L198 173V171H195V169L197 167L198 168L196 170H200V171L198 174L196 173V175H195L196 177H194V175H191L193 177V179H189L192 177H190L186 174V176L189 177V178L188 177L187 178L190 181L186 180L187 178L185 179V177H182L184 175L183 171L186 173L188 172L186 169H185L186 171L184 170L185 167L181 166L183 168L181 171H180V167L178 168V166L180 164L178 162H183L182 158L187 157V155H188L187 152H190ZM58 152H60V151H58ZM155 152H156V154H155ZM185 153H186V155H185ZM233 153L235 155L234 158H233ZM37 154H38V150L34 154H30L27 157L25 156V158H27V161H29L28 159L32 155L36 156ZM40 154H41V156L40 155H37V156L42 157V153H40ZM154 154H155V156H153ZM216 154H218L217 156H220L221 158L217 157ZM236 154H238V156ZM257 154L259 155V157ZM46 155H49V154L47 153ZM50 155H51V153H50ZM239 155H242V156L239 157ZM79 156H81V157H79ZM142 156H144V158ZM236 156L238 157L237 160H236ZM253 156H254V161L252 162ZM21 157L22 156H20L19 158L17 157V159L15 158V160L17 161V164H20L19 162L22 163L24 161V159ZM197 157H199V158H197ZM230 157H228V158H230ZM168 158L169 159L171 158V160L173 159V161H170ZM178 158L180 159V161L176 160ZM194 158H197V159H194ZM213 158L211 161L214 164L209 162V164H211V168L213 169V165H215V163L219 167H215L216 166L215 165L214 170H212V171H210L209 169L208 170H209V172H211V176L215 175L216 173H217L216 175H218V176H216V175H215L216 177L212 176L211 178H213L214 180L209 178L210 175L208 178L211 179L212 183H214V184L211 183L214 187L216 184L220 185L223 182V185H225V187L223 185H221V186H223V188L221 187L220 190H223V191L219 190V192H220L219 195L221 196V195H223V193H225L227 195L229 193L228 191H232L233 186H234V188L237 187V186L235 187L236 184L233 185L231 181L230 182L228 181V184L229 185L231 184L230 186L233 185L231 190H230L229 189L230 187H228L229 185L226 183L227 178H228V180H231V178H233V176H231V172L228 174L229 168L227 167V165H225V167L223 165L224 161H227V159H225L223 162L219 160L220 161L219 163H221V164H219L216 162V159H213ZM143 159H147V160H143ZM181 159H182V161H181ZM167 160L169 162H167ZM231 160H230V162L228 160V163L225 162V164L231 165V164H229V163H231ZM16 161H14V162L16 163ZM27 161H25V162H27ZM170 162L171 163L173 162L175 165H171ZM185 162H186V160H185ZM15 163H14V165H15ZM257 164H259V166H260L259 168H258ZM131 165H133V166H131ZM165 165H167V167L170 166L171 168H168V169H171V170H167L168 172L165 171V169H167V167L164 170H162L163 166H165ZM254 165H257V166L254 167ZM172 166H174V167H172ZM221 166L224 167V168H222L223 170L221 169ZM263 166H264V164H263ZM136 167H138L137 170H139V171H140L139 168L142 167L144 169L143 171H145V172L143 173V171H140V173L142 172V174L137 173V171L134 172L133 170ZM175 168H178V169H175ZM215 168L220 170L221 172H223L224 170L225 171L223 173H221L219 171L215 172ZM252 168H254V169H252ZM153 169L155 170L154 172H153ZM201 169H202V167H201ZM65 170L67 171V169H65ZM192 170L189 173L192 174L193 173ZM226 170H227V173H226ZM230 170H233V169L231 168ZM245 170H247V169H245ZM252 170H256V172L258 171L259 173L257 172V174L255 175ZM179 171L183 173V175L180 173L181 177H180ZM213 171L215 172L214 174H212ZM36 172H39V171H36ZM49 172L51 173V175H49ZM218 173H220V174H218ZM224 173H226V174H224ZM240 173L242 175H240ZM249 173H250V175H249ZM251 173L254 176H251ZM203 174L201 176H203ZM70 175L71 176L72 175H78L81 178H80V180L79 179L76 180V182L70 181V183H69L68 180H70ZM133 175H134V177H136V179H131V178L129 179L130 176L133 178ZM222 175H224V176L222 177ZM225 175H227L231 178H229ZM261 175H259V178ZM164 176L167 178L164 182H162V179L164 178ZM219 176L222 178V180H220L218 183V180L220 179ZM25 177H27V175ZM149 177L152 178L151 180L156 181V182H152L153 184L154 183L157 184L158 181L162 182V184H159V185L157 184V186H156L157 190H159L158 188L160 186L164 187V188H162L161 191L159 190V192H162V194H163V192L165 193V192L171 190L170 193L173 192L172 195L176 198V200L177 199L180 200V199L184 198V196L181 195L183 193H180L181 190L183 189V187H184V189L185 188H187V189L192 188V190L194 187L195 189L193 191L195 192L196 188L198 189V187H199V189L201 188V190H202V188H204L203 185L205 184L204 189H206L207 191L204 190L203 192H201L198 189V190H196L195 193H193V191L190 189L192 191L193 195L191 196L189 194V196L194 197L197 195V197L190 199V197L187 196L186 199L189 197L188 200H189L190 204L188 202L182 203V202H184L183 200H181L182 202L180 203V201L178 200L179 202L177 201V204L175 203L173 207L171 206V209L173 208V210H169V216L166 218V220L165 221L163 220L165 217L161 219V220H163L162 222H161V220H158L159 216L157 214L159 212L155 214V212L153 213L152 211L148 210L147 212H149V213H147L146 210H144V212H146L145 213L146 215L150 214V212H151V213H153V215L155 214L156 216H150L151 219L148 218V221L150 224L144 225L148 228L147 231H144V230L141 231L143 235L146 234L145 237L142 236L141 233H137V234H139L138 240L136 239L138 241L137 242V241H135L136 235L134 237V234H133L134 232L133 233L130 232L127 235L126 231H128L131 228V226H133V224H132V222H130V220L131 219L136 220V218L139 216V213H137V212L132 213L130 211H129L130 213L127 212L128 216H130V215L131 216H130V218H128V216L126 215V217L128 219L127 218L125 219V217H123V219L126 220V224L121 225L122 223L125 222L123 220H122L123 222L121 221L122 217L120 219L118 218L119 220H117V219L114 220L116 214L118 215L120 213V212L119 213L117 212L119 209L116 211L115 208H112L113 210L115 209L114 211H116V213L114 212V214H111V213H113L112 209L107 208L108 206L106 204H108V203H106V202H107L108 198L113 197L112 200H115V202L116 201L120 202L121 206L124 205L123 209L129 208V207H134L137 204H143L144 202L142 203V201H141L140 203H138L137 200L141 199V198L144 199L143 197H146V196L149 197L148 195H150L151 193H152L151 195L154 194L153 188H148L149 186H151V184L148 183V182H150V180L148 181ZM62 178H63V180L59 181ZM216 178L217 179L219 178V179L217 180ZM195 179H197V182H194ZM131 180H133V181H131ZM238 180H240V179H238ZM241 180H243V179H241ZM260 180H261V178H260ZM66 181L69 184H67ZM214 181L217 183H215ZM258 181L255 182L256 183L255 184L256 186H254V189L256 187L255 190H258L257 188H259V185H257V183L259 184L260 182H258ZM3 182H4V180H3ZM15 182H16V180H15ZM58 182L60 184H57ZM125 182H127V183L129 182L127 187H126L127 183L125 184ZM131 182H134V183H132V186L130 185ZM190 182L195 183V184L192 183V185H194L193 187H192ZM245 182H246L245 184H247V185L249 184V182H247V181H245ZM147 183H148V186H146ZM174 183L178 184L179 186H177V185L175 186ZM196 183L201 184V185L196 186V185H198ZM224 183H226V184H224ZM36 184H37V186H34ZM42 184L43 185H46V184L49 185V188L50 187L55 188V189L58 188L57 189V190H59V192L57 193L58 195H53L54 194V192H53L52 197L48 198V194H47V192L49 191L48 190L46 192H42V191L40 192L39 191L40 192L39 195H41V196L44 195V197L46 199L44 197H41V196H39V197L43 198V199H40L38 196L36 197L37 194L34 195L35 192H33V191H36L35 187L37 188L38 185H39V189H40ZM122 184H125L126 189H124L125 187H123L124 190H127L129 187V189L133 188L135 191H140V189L142 188L143 191L141 190L140 192H136L139 195H136V193H135L134 195H136V196L133 197L131 195L132 192L133 193L135 192V191H133V189H131V192H130V190L129 191L127 190L128 193L130 192L131 194H128L125 191L127 193V195H125V193L123 192L124 190L123 189L120 190V188L118 187L119 190H116L114 193H111L112 192L111 190L116 188L115 186H121ZM84 185H88L86 187L90 188V190L88 189L90 191V192L88 191L89 193H87L85 191L86 195L82 194V193H84L83 192L84 188L82 187ZM188 185H191V186H189L190 188H188ZM136 186H138L140 188H138V187L136 188ZM153 186H151V187H153ZM171 186H173L174 188H176V187L178 188V189L177 188L175 189L176 192L173 191V189H172L173 187L171 188ZM0 187H2V186H0ZM179 187H181V189H179ZM214 187H211V188L213 189ZM242 187H243V185H241V188ZM169 188H171V189H169ZM216 188H218V187H216ZM224 188L226 190L228 188L229 190L226 191ZM243 188H242V190H243ZM44 189H46V188H44ZM137 189H139V190H137ZM214 189L212 190V194H213V192H215V190H216V192L218 191V189H215V190ZM247 189H248V187H247ZM234 190H236V189H234ZM234 190H233V192H234ZM248 190H245V192L246 191L248 192ZM253 190H252V192L250 191V193H253ZM178 191L180 193V196L178 195L179 193H177ZM186 191H187V193H190V192H188L189 190H186ZM259 191H256V192H258L256 194V199H260V198L262 199L263 198V200H261V199L259 200L261 203L262 201L264 202V197H262V196H264V194L262 195V191L261 192H259ZM49 192L51 193V191H49ZM202 193H205L206 196L204 197V195H202ZM87 194L91 195V196H87ZM194 194H196V195H194ZM199 194H200V196H199ZM225 194L223 195V197L225 196ZM237 194H238V191H237ZM201 195L203 197H201ZM106 196H107V198H106ZM178 196L182 197V198H178ZM209 196H211V195H209ZM198 197H200V199H198ZM250 197H252V196H250ZM202 198H205V200H203ZM254 198H255V196H254ZM131 199L133 201H137V202L131 203L132 202ZM201 199H202V202L203 201L205 202V204L204 203H203V205L197 204V206L198 207L200 206V208L196 209L197 210V211H195L196 216L194 217V215H195V212H193L194 209H193V211H191V209L194 207L193 203L195 201H196V203H201V202H199V201H201ZM222 199H224V198H222ZM83 200H88L89 203L86 202V204H88V205L84 204V207H82L83 205H81V204H82ZM112 200L108 199L109 202ZM146 200H148V199L146 198L143 201H146ZM167 200H165V201H167ZM176 200L174 199V202ZM190 200H192V201H190ZM252 200H253V198L248 199L249 203L252 202ZM254 201L255 200H253V202L250 203V206H251V204H253V205H255V206H253L255 208L257 206L256 204H258V202L257 201L254 202ZM129 202L133 205H131L129 207H125V204H127V206H128ZM243 202L246 204V206L249 207L248 202H246V201H243ZM219 203H221V199H219ZM215 204H213V205H215ZM242 204L243 203H241V205ZM245 204H243L244 207H245ZM261 204H263V203H261ZM119 206H120V204L118 205V207ZM197 206L195 205V208ZM238 207H242V206L239 205ZM251 207H250V209H252ZM254 208L252 211H254ZM256 208H259V207H256ZM256 208H255V212L257 213L258 209H256ZM129 209H131V208H129ZM132 209H134V208H132ZM177 210H178V212H177V214H175V212ZM246 210L244 212H246ZM124 211L125 210H123L122 212H124ZM153 211H155V210L153 209ZM157 211L158 210H156V212ZM201 211H203V208L201 209ZM239 211H242V209ZM260 211H261V209H260ZM50 212H52V211H50ZM144 212L141 215L143 218L141 216H139V217H141L140 218L141 220L138 217L137 222H138V220L142 221V219H143L144 223H145V221L147 219L145 220V218H144V217H146ZM244 212H242V214ZM136 213L138 216L136 215ZM133 214H135V216ZM160 214H161V212H160ZM242 214L238 215V216H240L239 219L236 218L237 216H235L237 222L240 224V226H243V227H245L242 224L243 222H244V224H245V222L246 223L249 222L250 224L248 223L249 225L246 226L247 228H242V230L244 231V229H246V231H247V229L250 228V231L251 230L252 231L250 233H248L249 231H247L248 234L246 233V235H245V233H242L243 231L238 229L237 226L236 227L233 226L234 223H236L234 225H237V222L234 221L235 220L234 218H232V220L234 219L233 221L231 220L232 215H228L227 216L228 220L232 221L231 222L232 224L231 223H229L228 225L226 224L227 226L226 225L225 226L227 227V229L225 226L222 228V226L218 225L219 229L220 228L222 229V230L220 229L221 234H219L220 232H217V230H216V232L218 233V235H220V237H222L223 231L225 233H227V234H225V233L224 234L230 240V247L228 244H225V245H227V248L229 247L227 250L221 249L220 253H216V251H215V254H217V255H215V257L212 256V259H209V258L206 259L205 258L203 260L201 258L202 261H198L199 264H264V230L262 228V224H263L264 220L263 221L261 220L262 221V223L260 222L261 226L256 225L257 223H254V221H255L254 217L257 216V214L254 215V213H253L251 220H250V218H248L249 217L248 215L246 216V214L244 213L245 215L241 216ZM248 214L252 215V212L251 213L248 212ZM6 215H8V217ZM19 215H22V217H20ZM23 215H25V217H23ZM75 215L76 216L81 215L79 217H81L82 219L80 221H78L79 217H77L78 219L75 217L77 220H74V219L72 220L71 216L74 217ZM150 215H152V214H150ZM204 215H206V216H204ZM244 216H246L249 219V221ZM258 216H260V215H258ZM54 217H56V216H54ZM103 217H104V221L106 220L107 223L103 224V227H102V224H101V226L96 225L101 220V218L103 220ZM109 217H110V219H106ZM153 217H155L154 218L155 221H153L154 220ZM111 218H112V220H111ZM207 218H209V219H207ZM36 219H35V221H36ZM178 219H179V222H178ZM240 219H243V221H241V222L238 221ZM244 219H245V221H244ZM258 219L259 218H257L256 220H258ZM66 220H68V219H66ZM135 220H134V222H135ZM150 220L153 222H151ZM213 220H212V222H213ZM222 220H225V219H223V217H222ZM55 221H56V219H55ZM115 221H117L118 224H119V222L120 223L122 222V223L117 225ZM79 222L81 223V225H79ZM93 222L95 224H93ZM129 222L131 224H129ZM137 222H135V224H138ZM33 223H35L34 225H36L37 222H33ZM146 223H147V221H146ZM90 224L91 223L87 224L86 226H88ZM213 224L216 225L215 223H212V225ZM93 225H95V226H93ZM15 226L16 225H14V228H15ZM218 226L217 227L214 226V227H216L218 229ZM258 226L261 227V230ZM190 227L195 228L194 233ZM214 227H212V229ZM254 227L256 229L257 228L258 229L254 231ZM161 228H162V230H160ZM187 228L189 230H191V232L189 231L191 234H189V233L187 234V230H188ZM16 229H19V228H16ZM145 230H146V228H145ZM204 230H201V231L205 232L206 230L205 231ZM6 231H8V230H6ZM25 231H27V230H25ZM104 231H105V233H104ZM111 231L112 232L114 231L117 234L110 233ZM211 231H215V230L213 229ZM246 231H244V232H246ZM1 232H4V231L3 230L0 231V237H1V234H3ZM101 232H103V234H104V236L102 238L109 236L108 241L105 240L106 238L103 239L109 243V245H106V249L104 248L105 252L104 251L101 252V250L103 248H102V246L99 247L97 245L98 243H96V246H98V247L93 245V243L96 242L95 240H97L96 238L101 237V235H100ZM143 232H145V233H143ZM197 232H199V231H197ZM28 233H30V232H27V234ZM211 233H212V235L214 234V236L215 235L218 236L217 234H215V232L214 233L211 232ZM185 234H186V236H184ZM47 235H49V234H47ZM7 236H9V235H7ZM127 236H130V237H128V238H130V240L132 239V237L134 239L133 244L129 242L131 246H129V244H127L128 245L127 246L125 243V241L128 240ZM149 236L151 237L150 239H149ZM207 236H209V234H207ZM141 237L146 239V240L145 241H144V239L139 240V239H141ZM2 238H0V239H2L3 241L4 240L6 241L7 238L9 240V237L4 238V236H2ZM40 238H41V240H40ZM206 238H209V237H206ZM54 239H55V237H54ZM57 239H55V242H57L58 244H61L62 242L61 241L58 242L59 240H57ZM98 239H100V238H98ZM197 239H195V240H197ZM130 240H128V241H130ZM189 240H191V241H189ZM139 241L142 243L144 241V243L143 244L141 243V245H140L143 247H139V245L138 246L136 245V244L140 243ZM180 241H181V239H180ZM199 241L202 242V240H199ZM101 242H102V239H101ZM110 242L112 243V245L110 244ZM85 243H88V244H85ZM89 243H91V244H89ZM99 244L101 245L102 243L99 242ZM73 245H74V243H73ZM133 245H135V246H133ZM45 246L49 249L43 250L44 248H46ZM11 248H12V246H11ZM85 248L86 247H84V249ZM94 248H95V250H94ZM11 250H13V249H11ZM96 250H99L101 252V254L102 253L103 254L98 255V254H100V252L98 251L99 253L97 254ZM82 251H83V249H82ZM158 251L160 252V256L159 255L156 256V254H155L156 252L159 253ZM163 251H165V249ZM12 253H13V255H12ZM221 253H224V254H222L221 257H223L225 255L223 257L224 259L222 261H221V258L219 256V254H221ZM1 254H2V252H1ZM21 254H24V255H21ZM154 254L156 257L154 256ZM42 255H44V254H42ZM208 255H210V253ZM2 257H4V254ZM145 257L147 260L144 259ZM198 257H196V260L198 259ZM202 257H204V256H202ZM177 258H179V255L177 256ZM182 258H184V257H182ZM0 259H2V258L0 257ZM190 259H192V258L190 257ZM190 259H188V262H187V260H184V261H186V263L183 262V264H198V263H195L196 261H193ZM176 260L177 259L175 258L173 263L179 264L178 263L179 261H177L175 263ZM1 261H5V257ZM150 261H155V263L154 262L150 263ZM191 261H193V262H191ZM5 262H3V264L8 263V262H6V263ZM25 262L26 261H23V263H25ZM169 263H170V261H169ZM77 264H79L78 261H77ZM180 264H182V263L180 262Z\"/></svg>",
  "mask_w": 264,
  "mask_h": 264
},
{
  "label": "built area",
  "instance_id": "3",
  "mask_svg": "<svg viewBox=\"0 0 264 264\" xmlns=\"http://www.w3.org/2000/svg\"><path fill=\"white\" fill-rule=\"evenodd\" d=\"M25 96L22 94L21 97L19 98V95H17L14 99V101L12 102V104L10 105V107H8V110L11 111V114L17 116L20 118V124H21V130L25 133H27V140L25 142H28L30 138H28V135L30 132H32L35 128L36 122H38L39 120H37L36 118H31L29 115H26V117H23L22 115V109L20 110V108L23 106V110L26 109V105L29 104V99L24 98ZM19 102H21L19 104ZM25 110V114H26ZM25 120V121H24Z\"/></svg>",
  "mask_w": 264,
  "mask_h": 264
}]
</instances>
